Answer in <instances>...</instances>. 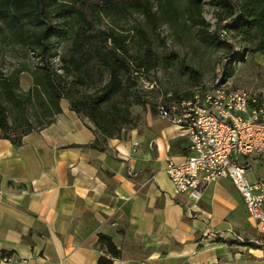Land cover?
I'll return each mask as SVG.
<instances>
[{
  "label": "crops",
  "instance_id": "1",
  "mask_svg": "<svg viewBox=\"0 0 264 264\" xmlns=\"http://www.w3.org/2000/svg\"><path fill=\"white\" fill-rule=\"evenodd\" d=\"M61 108L20 146L0 139V250L14 253L0 264H98L101 234L121 250L113 264H264V233L230 179L190 206L176 194L166 166L188 153L180 127L149 112L98 150L93 122ZM253 170L264 175L260 160Z\"/></svg>",
  "mask_w": 264,
  "mask_h": 264
},
{
  "label": "trees",
  "instance_id": "2",
  "mask_svg": "<svg viewBox=\"0 0 264 264\" xmlns=\"http://www.w3.org/2000/svg\"><path fill=\"white\" fill-rule=\"evenodd\" d=\"M210 2L220 8L210 37L228 49L223 60L229 62L222 65L226 80L247 54H264V0ZM205 3L206 0H0L1 43L21 45L34 56L33 64L22 63L10 74L0 73V139L20 146L26 135L54 123L62 112L61 102L66 100L73 111L93 122L97 138L92 147L104 150L108 139L121 138L143 120L133 114V107L143 104L136 73L151 71L162 63L171 64V59L155 47L153 32L163 24L177 31L188 22L190 26L205 25ZM133 15L143 18L134 37L122 27L123 31L118 27L100 28L105 18L124 22ZM24 72L32 79L28 90L21 87ZM193 94L176 101L190 99ZM99 244L107 254L100 257L98 264H113V259L121 256L112 237L101 234ZM13 254L0 250V261Z\"/></svg>",
  "mask_w": 264,
  "mask_h": 264
},
{
  "label": "built area",
  "instance_id": "3",
  "mask_svg": "<svg viewBox=\"0 0 264 264\" xmlns=\"http://www.w3.org/2000/svg\"><path fill=\"white\" fill-rule=\"evenodd\" d=\"M222 69L190 99L159 105L160 116L189 139L188 153L179 162L169 159L166 173L189 206L199 203L214 182L230 179L264 233V175L253 181L248 176L257 160L264 168V101L247 89H232Z\"/></svg>",
  "mask_w": 264,
  "mask_h": 264
},
{
  "label": "rangeland",
  "instance_id": "4",
  "mask_svg": "<svg viewBox=\"0 0 264 264\" xmlns=\"http://www.w3.org/2000/svg\"><path fill=\"white\" fill-rule=\"evenodd\" d=\"M219 12L218 6L206 0L203 8L205 25L190 26L192 24L188 22L183 30L177 31L169 24H163L153 32L155 47L163 56L171 59V64L162 63L151 71L136 73L137 89L143 104L133 107L135 118L139 116L143 119L149 112L158 115L159 105L190 96L222 72V65L226 61L223 57L228 49L219 46L210 37L218 23ZM142 23L143 18L139 15L130 16L124 22L105 18L100 28L118 27L119 31L124 28V32L127 30V33L134 37L137 27ZM200 29L207 33L201 32ZM22 63L33 64V53L26 52L21 45H5L0 41V73L10 74ZM31 83V75L24 72L21 75L22 89L28 90ZM228 85L234 90L247 89L253 97L263 102L264 54H247L245 59L237 64ZM253 171L252 169L248 173L252 181L255 179Z\"/></svg>",
  "mask_w": 264,
  "mask_h": 264
}]
</instances>
